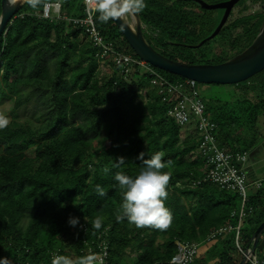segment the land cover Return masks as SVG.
<instances>
[{
    "label": "trees",
    "instance_id": "16d2710c",
    "mask_svg": "<svg viewBox=\"0 0 264 264\" xmlns=\"http://www.w3.org/2000/svg\"><path fill=\"white\" fill-rule=\"evenodd\" d=\"M53 2H59L61 17L85 16L84 0H43L36 9L26 2L0 37V104L14 101L11 123L0 128V260L51 264L57 253L76 259L88 255L91 248L97 256L106 242L105 264H173L176 242H195L199 251L192 264H239L243 256L232 236L206 241L211 231L229 221L241 200L211 183L196 185L206 172L196 154V131L181 129L168 117V105L150 87L144 71L123 78L112 65L113 75L102 83L97 78V49L83 29L65 20L36 16L44 4ZM145 2L147 7L137 14L142 24L160 33L162 44L185 49L210 36L206 33L214 19L210 11L191 9L182 0L171 5L165 0ZM96 14L95 25L104 39L117 50L134 54L113 20L101 23ZM259 16L248 15L245 24H241L245 18L231 24L244 26V32L225 42L231 53L224 50L216 64L253 43L263 23ZM251 28L254 37H245ZM157 71L170 82L183 80ZM245 83H255L264 93V71L229 86L228 102L212 105L204 100L206 112L218 125L219 145L231 152H247L235 140L244 124L255 127L264 116V98L255 102L237 94L235 88ZM141 152L146 159L164 153L162 171L170 173L165 204L173 217L166 231L138 229L127 219H117L122 190L115 174L136 176L144 167L137 159ZM120 157L126 162L115 167ZM97 184L105 189V196L96 193ZM262 196H250L248 206L254 211L244 221L256 216ZM262 212L252 236L264 222ZM96 216L104 218L100 230L91 227ZM70 217H78L80 223L70 226ZM252 236L241 245L243 250L251 246ZM258 246L264 248V239Z\"/></svg>",
    "mask_w": 264,
    "mask_h": 264
},
{
    "label": "built area",
    "instance_id": "2783aa9c",
    "mask_svg": "<svg viewBox=\"0 0 264 264\" xmlns=\"http://www.w3.org/2000/svg\"><path fill=\"white\" fill-rule=\"evenodd\" d=\"M84 6V18L61 17L59 2L44 4L41 14L36 16L47 20H65L75 27L82 28L88 40L97 49L98 62L107 60L108 64L118 68V73L123 78H128L137 70L147 74L150 87L157 91L161 102L168 105V117L179 128H190L197 133L199 146L196 154L205 164L206 172L202 181L196 185L211 183L222 190L237 194L241 200L239 209L231 213L229 221L211 231L206 241L211 243L218 238L232 236L236 249L244 256L246 249L243 250L240 244L242 224L254 211L253 207L248 206L250 196L247 191L252 185L257 189L262 186L261 183H251L249 180L247 152H231L219 145L218 125L206 112V105L201 97L200 91L203 85L187 79L170 82L162 77L157 69L139 59L135 54L117 50L113 42L104 39L95 25L97 0H84ZM83 229L85 230V227ZM176 245L178 254L173 258L172 263L192 264L198 254L199 245L195 242H176ZM92 253L93 250L90 248L88 254ZM55 256L57 254L53 255ZM96 257L98 264L106 263L108 257L106 242L100 245V253ZM246 264H264V257H258L255 252L247 259Z\"/></svg>",
    "mask_w": 264,
    "mask_h": 264
},
{
    "label": "rangeland",
    "instance_id": "374dc122",
    "mask_svg": "<svg viewBox=\"0 0 264 264\" xmlns=\"http://www.w3.org/2000/svg\"><path fill=\"white\" fill-rule=\"evenodd\" d=\"M201 1H203L206 4L212 5V4L225 2L228 0H201ZM165 2L168 5H171L172 3L176 2V0H165ZM181 4L191 9L203 10V8L200 5L191 1H182ZM210 12L214 14L212 15L214 19L210 27L207 29L206 32L207 34L209 32H211L212 34L215 31L224 14L223 10H212ZM248 15H256V16L260 15L259 19L262 16H264V0H260V2H254L253 0H241L234 7L228 19L227 24L222 29V32L213 40L205 43L200 48H194V49L192 48L184 49L181 47L173 46L171 44H162L160 40L161 38L160 33L158 34V32L151 30L145 24H143V29L146 39L157 51L164 53L165 55L173 58L176 61H182L186 63L194 61L196 63L216 64V62L220 60L219 55L224 50H226V52L228 50L227 53L230 52V48L229 46H227L226 43L231 40H234L244 32V26L239 25L233 28L231 24H233V22L236 20L247 17ZM98 16L99 13L97 12L96 17L98 18ZM249 19L250 18H245L243 21H241V24L242 23L245 24L246 21H248ZM254 22L255 20L250 24ZM228 26L231 28L230 33L227 32ZM253 31L254 29L252 30V28L249 29V32L246 30L247 34L245 33V37L253 38L254 37ZM223 36L225 38H227L228 36L227 40L222 41ZM247 39L248 38H245V40ZM81 40L85 41L86 39L84 37H81ZM193 43L195 44H191V45H196L195 41H193ZM245 45L246 43L243 45L242 49H244ZM106 61L99 62L97 78L102 83L107 82V80L113 75L114 72L113 69L114 67L108 64V61L107 62ZM229 86L231 85L228 86L203 85V88H201L200 91L201 97L203 98V100L207 101L212 105H220L221 103L228 102V100L230 99ZM235 90L241 99H249L257 102L258 100L264 98V93L257 89L255 83L242 84L240 87H236ZM13 106H14V101L12 100H7L0 104V117H3L7 121L6 125L10 124L13 119L12 118ZM235 142L240 146L241 149L247 150V155H248L247 167H250L251 170L250 179L261 181L263 186L261 190L260 189L258 190L253 185L248 188L247 192L249 196H253L259 193H262L263 196L261 199L262 200L261 209L258 211L256 216H254V218L252 217L251 219L244 221L242 224L243 229L240 234V239L242 241L240 242V244L243 246L245 244V240H248L252 236V232L258 226L259 221L263 218L262 210L264 209V116H261L258 119V122L256 123L255 127L252 126V124H246V125L244 124ZM261 239H264V232L262 234ZM240 255L238 254V256ZM256 255L258 257H264V248L258 246L256 249Z\"/></svg>",
    "mask_w": 264,
    "mask_h": 264
},
{
    "label": "water",
    "instance_id": "95a60500",
    "mask_svg": "<svg viewBox=\"0 0 264 264\" xmlns=\"http://www.w3.org/2000/svg\"><path fill=\"white\" fill-rule=\"evenodd\" d=\"M182 1L197 3L203 10L224 11L223 17L215 31L199 44L189 46L191 48H200L221 33L234 7L241 0H228L212 5L206 4L201 0ZM98 2L99 0H97V4ZM25 3L26 0H16L14 5L10 3V0L1 1L0 37L2 35L5 36L7 26L13 22L14 17ZM112 20L120 30L130 49L139 59L157 70L178 76L182 79L192 80L201 85L228 86L243 83L264 71V18L257 37L248 48L225 62L216 65L185 64L171 60L160 54L145 38L143 24L137 13L127 14L122 18ZM263 232L264 222L254 232L251 238V246L246 248L243 259L239 264H246L247 259L256 252Z\"/></svg>",
    "mask_w": 264,
    "mask_h": 264
},
{
    "label": "clouds",
    "instance_id": "9594fccd",
    "mask_svg": "<svg viewBox=\"0 0 264 264\" xmlns=\"http://www.w3.org/2000/svg\"><path fill=\"white\" fill-rule=\"evenodd\" d=\"M31 8L36 9L43 0H26ZM15 4L16 0H10ZM147 7L145 0H99L96 12L101 23H107L111 19H119L127 14L142 12ZM123 27V25H122ZM7 121L0 117V128L6 126ZM163 152H156L150 158H145V153L141 152L137 159L142 161L144 167L140 169L136 176H130L123 171L115 174V180L122 190V203L117 211V219L127 221L138 229L154 228L166 231L172 223V213L166 207L165 201L168 197V185L170 173L162 171L165 168L163 162ZM125 158L120 157L115 167H120L125 163ZM171 164V161L167 162ZM103 172H109L105 167ZM95 191L100 196H105L106 192L99 184L95 186ZM88 223V218L84 217ZM104 218L96 216L91 221V227L100 230L103 226ZM68 223L76 227L80 220L78 217H70ZM96 256L88 254L76 259L66 255L53 257L52 264H96ZM0 264H8L6 259L0 260Z\"/></svg>",
    "mask_w": 264,
    "mask_h": 264
},
{
    "label": "crops",
    "instance_id": "0c3cea01",
    "mask_svg": "<svg viewBox=\"0 0 264 264\" xmlns=\"http://www.w3.org/2000/svg\"><path fill=\"white\" fill-rule=\"evenodd\" d=\"M248 171H249V180H250L251 183H261V184H262V182L259 181V180H251V179H250V171H251V170H250V167H248ZM242 256H243V255H242Z\"/></svg>",
    "mask_w": 264,
    "mask_h": 264
}]
</instances>
